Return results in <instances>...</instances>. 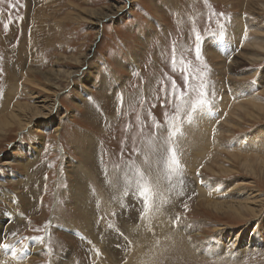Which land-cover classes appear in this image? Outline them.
Listing matches in <instances>:
<instances>
[{
  "label": "rangeland",
  "instance_id": "1",
  "mask_svg": "<svg viewBox=\"0 0 264 264\" xmlns=\"http://www.w3.org/2000/svg\"><path fill=\"white\" fill-rule=\"evenodd\" d=\"M248 1L0 0L9 264H264V51L227 67L264 44Z\"/></svg>",
  "mask_w": 264,
  "mask_h": 264
},
{
  "label": "bare ground",
  "instance_id": "2",
  "mask_svg": "<svg viewBox=\"0 0 264 264\" xmlns=\"http://www.w3.org/2000/svg\"><path fill=\"white\" fill-rule=\"evenodd\" d=\"M254 4H258V2H256L255 0H250V1H248V6L249 7H251V6H254ZM108 14V13H107ZM109 15V14H108ZM253 36H254V38H255V40H258V39H263L264 40V33H262V32H255L254 34H253ZM237 43V42H236ZM245 44H246V41H245ZM255 49H257V50H259V51H264V44H258L257 42L256 43H248V44H246V45H243L242 46V48H241V50H243V51H239L231 60V62L227 65V67L229 66V65H232V64H237L238 62H240L241 60H247V61H252V62H255V61H257V60H259V58H260V56H262V54L260 53H257V51L255 50ZM207 50L208 51H210L211 49L210 48H207ZM212 51V50H211ZM210 54L212 53V52H209ZM218 57V56H217ZM219 59V58H218ZM226 59H228V56H227V58ZM228 63V62H227ZM221 64V63H220ZM67 72V71H66ZM68 73V72H67ZM71 73L72 72H70L69 74L71 75ZM68 74V75H69ZM249 89L248 88H246V91H248ZM241 102V101H240ZM226 105H227V103H226ZM235 105H237V104H235ZM234 107V106H233ZM238 108H240V109H243V110H245L246 108H245V106L243 105V104H241L240 106H237L236 107V109H238ZM260 108L261 107H259V108H257L258 110H260ZM264 109V108H263ZM234 114H237L236 112H234ZM221 117V116H220ZM12 118H14V116L12 115ZM20 126L21 127H24L23 125H21L20 124ZM24 128H26V126L24 127ZM210 128V127H209ZM216 130V129H215ZM210 131H211V129H210ZM202 137V136H201ZM207 137V136H206ZM199 139V138H198ZM203 140V139H202ZM260 140H264L263 139V137L262 136H260ZM204 141V140H203ZM219 142V141H218ZM225 144V143H224ZM205 145H206V143H205ZM210 145V144H209ZM226 145V144H225ZM197 146H199V145H197ZM203 146H204V144H203ZM202 146V147H203ZM211 146V145H210ZM201 146H199V148H200ZM208 147V146H207ZM198 148V149H199ZM226 148V147H225ZM197 149V148H196ZM204 150V149H203ZM202 150V157H203V151ZM206 151V150H205ZM224 151V150H223ZM199 154V153H198ZM204 154H205V152H204ZM206 155H209V154H206ZM217 157V156H216ZM169 159V158H168ZM257 161L259 160V158H257L256 159ZM200 163V162H199ZM241 166L243 167V169L245 170V171H252V166H253V163L249 160V159H245L244 161H242L241 162ZM260 167H262L261 166V164H260ZM168 169V168H167ZM198 169V168H197ZM142 171V170H141ZM212 171H214V170H212ZM228 170H226V169H221V172H227ZM115 173V172H114ZM114 175V174H113ZM114 178V177H113ZM112 182H113V180H112ZM153 182V181H152ZM154 182H155V180H154ZM128 186V185H127ZM131 186V185H130ZM234 186V184L233 183H231V184H226V186H225V188H231V187H233ZM231 190V189H230ZM229 191V190H228ZM135 192V191H134ZM201 192V191H200ZM202 193H204V192H202ZM238 194H240V193H238ZM135 196V195H134ZM130 197V196H129ZM201 197H205V195H201ZM205 198H210V197H205ZM216 200V199H215ZM213 201V199L211 200V198L210 199H206V204L204 203V202H201V205L203 206V205H205V207H208V208H211L213 211H216V212H221V211H225V210H231L234 214H237L238 216H242L243 217V213H244V211H247V212H249V213H252V211H253V208L251 207V205L250 204H248V203H246V202H242L241 200H235V201H229V202H218V201ZM207 208V209H208ZM223 211V212H224ZM254 214H259V211H257V210H255V213ZM168 223V222H167ZM165 225H166V223H164ZM2 224H1V222H0V233H1V231L3 230V228H2V226H1ZM167 226V225H166ZM182 226V225H181ZM162 227V226H161ZM138 229V228H137ZM81 230V229H80ZM139 230V229H138ZM163 230V229H162ZM160 231H161V229H160ZM159 231V232H160ZM181 231V230H180ZM171 233V232H170ZM183 233V232H182ZM3 234H4V232H3ZM141 235H143V234H141ZM170 235H172V233L170 234ZM3 235L2 234H0V263L1 264H9V262H7L8 260H10V259H8L9 258V253H8V251H7V247H4V245H5V242H4V238L2 237ZM145 237V236H144ZM167 237V236H166ZM142 239H143V237H141ZM164 238V237H163ZM138 239H140V238H138ZM256 240H257V243L259 242L260 244L262 243H264V237H261L260 238V240H259V238H256ZM259 240V241H258ZM145 241H147V240H145ZM138 242H140V241H138ZM144 242V241H143ZM143 242H141V243H143ZM158 242V241H157ZM184 243H186L185 242V240L183 241ZM147 244H150V243H147ZM152 244V243H151ZM154 244V243H153ZM244 246H251V242L250 241H248L247 242V244H245ZM187 247V246H186ZM35 248H38L39 249V243L35 246ZM175 248V247H174ZM34 249V248H33ZM9 250V249H8ZM35 250V249H34ZM183 251V250H182ZM187 250H184V254H187V252H186ZM216 251V250H215ZM221 251V250H220ZM35 252V251H34ZM190 252V251H189ZM197 252H199V250L197 251ZM17 253V252H16ZM22 253V252H21ZM190 257H191V254H188ZM196 256V255H195ZM198 257V256H197ZM138 258V257H137ZM141 258V257H140ZM12 261H13V259H11ZM143 260V259H142ZM25 261V260H24ZM137 261V260H136ZM135 260H134V262H136ZM14 262H18V261H14ZM133 262V263H134ZM139 262V261H138ZM137 262V263H138ZM140 262H141V260H140ZM139 262V263H140ZM12 263V262H11ZM17 264V263H16ZM141 264H142V262H141ZM148 264H149V262H148Z\"/></svg>",
  "mask_w": 264,
  "mask_h": 264
},
{
  "label": "snow or ice",
  "instance_id": "3",
  "mask_svg": "<svg viewBox=\"0 0 264 264\" xmlns=\"http://www.w3.org/2000/svg\"><path fill=\"white\" fill-rule=\"evenodd\" d=\"M199 40V36H197V41ZM196 56L197 59H199L200 57V51L199 48L197 47L196 50ZM185 84H188V77L187 75L185 76ZM176 91V84L173 81V92ZM206 95V93L203 91V89L201 88V91L199 93L200 98L198 100H196L195 102L192 103L191 107L193 111H196L198 108L201 110H205L208 107L209 102L204 98ZM177 99H180V97H177ZM189 119H191V116H189ZM178 131V130H177ZM176 132H170V136L169 139H171L172 136H175ZM169 153H170V157H169V167L172 168V170H176L179 168V162L176 159V155L173 149L169 148ZM144 192V203H145V208H147L148 206V200H147V193H148V188L144 187L143 189ZM4 247H7V245H4Z\"/></svg>",
  "mask_w": 264,
  "mask_h": 264
}]
</instances>
